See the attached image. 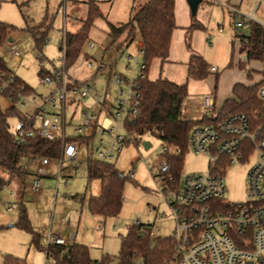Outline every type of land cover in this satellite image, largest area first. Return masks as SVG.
I'll return each instance as SVG.
<instances>
[{"label":"rangeland","instance_id":"374dc122","mask_svg":"<svg viewBox=\"0 0 264 264\" xmlns=\"http://www.w3.org/2000/svg\"><path fill=\"white\" fill-rule=\"evenodd\" d=\"M87 1L89 0H0V22L15 28L10 32L7 42L0 47V58L13 73L34 90V95L29 96L28 100L38 95L47 94L52 88V86L41 84V77L38 73L42 69L46 73L51 72L54 68L60 69L59 59L62 53L58 50V41L62 32L74 33L79 28L81 21L85 18L84 3ZM95 1L100 4L107 21L117 25L126 23L132 8L141 7L147 0ZM227 1L215 0L214 4L204 1L205 4L199 5L195 15V19L206 27L205 33L208 40H204V59L210 67L215 69L206 80L204 79L203 83L212 90L214 83H217L216 97L219 103L221 99L232 97V87L235 84L258 86L264 81V64L247 61L245 54L239 53L240 42L235 37L239 29L234 28V23L240 21L241 16L233 17L232 13L228 11L229 7H232L245 16L254 11L255 23L264 26V0H230V3H226ZM184 2L182 4L181 0H175L178 14L177 23L186 16L187 10L185 9L183 12L181 8V5L185 6ZM46 18L52 20V29L48 33L45 45L39 52L29 31L40 25ZM106 32L105 21L96 20L84 47L83 55L79 57L74 67L67 71L71 79L92 80L96 86L95 90L100 94L108 85L110 69L113 72L123 73L124 60L121 56L118 57L117 47L120 46L123 53L138 55L136 48L139 43L138 39L125 48L123 37L111 44ZM88 43H92L94 46L88 48ZM10 48L23 54L21 60L17 61L8 53ZM87 62L92 63V69L87 68ZM101 66L104 68L103 70L99 69ZM163 71L167 74L165 66ZM165 73H162L161 78L166 75ZM93 74L95 77L92 78ZM158 74L159 63L155 62V65L151 64L147 77L150 80H155ZM176 81L175 83L178 84L190 83L185 74L181 75L180 72L177 74ZM194 91L196 89H192L189 84L190 100L188 104L190 107L197 105L200 99V96ZM209 94L213 95L211 92ZM88 102L89 98L84 101L76 99L74 104H67L66 123H68L72 111H75L76 115L71 125L65 127L66 134H72L74 127L81 123L78 112L83 108L84 103ZM0 105L2 109H6L11 104L8 99L1 97ZM32 110L33 106L29 102H26L23 107L21 103L17 104L14 115L8 120L10 128L12 129L19 121L21 115L30 114ZM57 111L55 109L53 112ZM103 125L109 127L112 123L103 121ZM143 142H148L147 148L144 147ZM143 142L138 145L132 142L123 143L119 152H115L113 159L108 161L113 163L116 169L126 177L123 204L120 213L115 218L97 219L88 211L89 198L99 192V182L87 180L85 161L88 152L83 147L78 158L83 163L76 172H73L67 161L63 160L62 174L67 177V183L63 177L58 184L56 183L60 161L50 158L41 193L30 194L23 189L22 194L14 184H7L2 188L0 190V222L2 220L4 221L2 223L17 221L18 210L5 212V205L16 199H22L31 228L40 235L42 248L46 247L48 234H61L69 239L75 236V242L88 246L92 260L101 261L108 257L112 260L111 264L117 260L121 236L125 235L127 228L135 223L150 225L153 240L171 237L175 228V220L166 200L172 198V195L170 189L162 190V181L157 170V166L164 159L163 145L152 136H145ZM254 161L255 158L252 156L247 161L230 165L224 171L226 193L223 200L236 204L247 201L246 173ZM38 163L39 159L31 155L23 156L20 160L21 165L25 164L28 167L29 175L36 172ZM208 164L209 158L206 155L196 153L189 148L184 157L180 178L205 174L208 172ZM130 171H133V179L127 178ZM10 190L14 191V197L9 195ZM20 194H22V198L19 197ZM75 196L76 198H74ZM162 216L164 217L162 218ZM98 221L103 223V228L99 231L96 230ZM26 237L29 242V235L26 234ZM22 255L26 258L27 264L45 263V252L33 246L23 248Z\"/></svg>","mask_w":264,"mask_h":264},{"label":"built area","instance_id":"2783aa9c","mask_svg":"<svg viewBox=\"0 0 264 264\" xmlns=\"http://www.w3.org/2000/svg\"><path fill=\"white\" fill-rule=\"evenodd\" d=\"M233 17L240 15L241 19L234 23L239 29L236 38L245 48L246 36L254 21L253 13L243 15L237 9L229 7ZM221 31V30H220ZM94 45L88 43L87 47ZM17 61L23 54L10 48L8 52ZM138 55L122 53L124 60L123 73L110 69L108 85L103 93L95 90L92 80L77 81L71 79L64 69L63 54L59 61L60 69L41 76V84L52 86L47 94L31 99L23 97L21 106L29 102L33 106L30 114L21 115L19 121L12 127L14 144L20 153H29L39 159L36 172L28 178L21 177L24 188L30 194L40 193L44 188L47 165L50 158L59 159L56 183L66 176L62 174V163L66 160L69 168L76 172L82 166L78 160L82 148L91 152L99 162L113 159L119 152L125 139V122L136 112L140 100V84L145 65L141 56L143 47L137 49ZM87 68L92 69V63L87 62ZM103 70L101 66L99 68ZM215 71L214 68L210 69ZM88 103L78 112L81 123L74 127L72 134H66L65 127L71 125L76 112L72 111L66 123L65 109L67 104L75 103L76 99ZM257 98L264 103V81L257 89ZM55 109L58 111L53 112ZM208 121L194 125L189 133V148L209 158L208 172L186 176L181 180L179 189L171 186L172 198L166 200L174 220L175 228L172 238L175 251L172 264H264V133L262 126L252 129L245 116L231 114L223 117L221 106L212 96H206L200 105L198 121ZM103 121H110L106 127ZM121 131V132H119ZM39 138L45 141H55L50 149H44L35 144L32 149H25L28 140ZM84 138L91 140L89 145L67 139ZM166 152L167 149L163 148ZM42 152L43 155H39ZM254 157V163L246 173L247 201L236 204L223 200L226 193L224 171L236 162L247 161ZM87 159V158H86ZM161 177L169 170L165 160L157 166ZM133 179V171L127 174ZM1 180L10 184L7 173L1 175ZM5 187V186H4ZM3 187V188H4ZM1 190V189H0ZM14 191L9 195L14 197ZM20 200L16 199L5 205V212L18 210ZM164 216H162L163 218ZM103 228L98 222L96 230ZM64 235L48 234L46 247L50 244L66 247L70 240ZM44 264H55L51 256L45 255Z\"/></svg>","mask_w":264,"mask_h":264},{"label":"trees","instance_id":"16d2710c","mask_svg":"<svg viewBox=\"0 0 264 264\" xmlns=\"http://www.w3.org/2000/svg\"><path fill=\"white\" fill-rule=\"evenodd\" d=\"M85 18L74 32H62L58 41V50L64 57V69H72L77 60L84 53V47L89 39L91 29L96 20L102 19L106 23L107 36L111 44L123 37V43L130 45L135 39L142 43L143 54L141 61L145 65L140 84V100L136 112L125 122V139L123 143L141 144L145 136L158 139L163 148V157L169 167L162 175V190L167 191L172 185L179 189L180 171L184 157L189 149V133L194 125L208 123V121H193L182 118L183 103L188 96L187 83L177 84L165 78L150 80L147 77L153 60L165 62L169 55L172 33L176 29L174 7L175 0H147L141 7H133L126 23L111 24L103 14L100 4L95 0L84 3ZM15 28L0 22V47L8 40L9 34ZM52 29V20L48 18L29 33L33 38L36 49L41 52ZM204 26L192 17L191 24L186 30V46L189 45L190 35L195 30H203ZM247 38L246 60L264 64V26L252 23ZM118 57L122 56L121 47H117ZM86 55V54H85ZM231 63L229 64V66ZM211 67L200 56L194 55L188 62L187 78L193 80L206 79ZM40 70L38 75L45 74ZM49 73V72H47ZM261 84V83H260ZM259 84V85H260ZM259 85L246 86L235 84L232 87V97L224 100L221 106L223 117L231 114H242L246 117L252 129L263 127L264 133V103L257 98ZM34 95V90L19 76L13 73L0 58V98L9 100L10 106L2 109L0 105V189L6 184L1 175L7 173L10 183L16 185L23 194L24 185L21 177L27 175L26 165H21V157L29 153H20L15 144L8 120L14 115V109L23 97ZM127 139V140H126ZM89 145L91 140L84 138L67 139ZM122 143V144H123ZM35 144L44 149L56 145L55 141H45L39 138L28 140L25 149H32ZM171 149V151H170ZM39 155H43L42 152ZM87 180L99 182V192L91 196L88 201L89 213L98 218H115L120 213L123 204V190L126 177H120V172L113 163L99 162L88 152L86 159ZM19 195L20 198L21 195ZM76 198V196L74 197ZM22 200V199H21ZM22 202V201H21ZM14 227L30 236V245L51 256L55 264H111L108 257L101 261L92 260L87 245L77 243L73 239L66 247L50 244L47 248L40 246V235L30 225L26 210L21 204ZM175 251L172 237L152 238L150 225L135 223L127 228L121 236L120 250L114 264H172L171 258ZM2 264H27L24 258L6 255Z\"/></svg>","mask_w":264,"mask_h":264},{"label":"crops","instance_id":"0c3cea01","mask_svg":"<svg viewBox=\"0 0 264 264\" xmlns=\"http://www.w3.org/2000/svg\"><path fill=\"white\" fill-rule=\"evenodd\" d=\"M204 1H205V3H209V4L215 3V0H202L201 4L204 5L205 4ZM183 2L185 3V6L181 5L182 11L185 12V9H186L187 12H186V16L184 18L182 17L180 19L179 23H177L178 22V19H177L178 14L176 12L177 10H176V3H175L174 16H175L176 29L172 33L171 45H170V50H169V55H168L167 60L163 63H161L159 60H153L151 63V64L154 63V65H155V62L159 63V74H158L157 78H155V80L158 78H161V75L163 72L165 73V71H163L164 66L166 67L167 74L165 73L166 75L163 78L168 79V80L175 83V82H177L176 81L177 80V74H179V72L181 73V75L185 74V77L187 78L188 62H189L190 58L194 55H197V56H200L201 58L204 59V55H203L204 54L203 53L204 40H208L207 34L205 33L206 27L204 24H202V22H200L204 26V29L193 31L190 35L189 45L186 46V43H185V39L187 37L186 30L189 27V25L191 24L192 16L190 15V12L188 10L189 8H188V5L186 3V0H181L182 4H183ZM226 3H230V0H228ZM201 7H203V6H201ZM198 9H199V6H198ZM198 9H197V12H198ZM228 11H229V9H228ZM182 15H183V13H182ZM201 21H203V20H201ZM138 41H139V43L137 44V47H136L137 49L140 45H142V43L139 39H138ZM128 46L125 48H128ZM243 47H244V45L242 43H240V45H239V53L240 54L242 52L244 54H246V48L243 49ZM122 52H123V50H122ZM150 67H151V65H150ZM150 67H149V71H150ZM211 68H213V67H211ZM149 71H148V74H149ZM93 77H95V74L92 75V78ZM187 80L190 81V83H189L190 87L194 90L196 89V91H194V93L195 94L197 93L200 96V99L198 100L197 105L190 107V105L188 104V101L190 100L189 84H187L188 96L183 103V109H182V118L185 120H193V121L199 120V118H200V105L202 103V100L206 96H212L214 98L215 102L219 105H221L224 100L228 99V98L221 99L222 101L219 100L220 103L217 101V97H216L217 83L216 82L214 83L213 90H212L210 87L205 86V83H203V82H205L204 80L199 81V80H193V79H188V78H187ZM197 85H198V87H197ZM246 86H250V85H246ZM209 92H211L213 95H210ZM52 158H55V157H52ZM26 168H27V172H28V167L26 166ZM33 174L29 175V173H28L26 176H28V178H29ZM10 184H13V183H10ZM18 200H20L19 206L21 204L23 205V201L21 199H18ZM96 218L99 219L98 217H96ZM2 222H4V221L2 220L0 222V264L3 263L4 257L6 255H12V256H15L18 258H24L26 260V258L23 257V255H22V250L26 246H28L29 248L32 247L30 245V236H29V242H28V238L26 237L27 233H25V232L21 231L20 229L14 227L13 222H10V221H6L5 223H2ZM98 222H100V221H98ZM9 223L12 225V227H8L10 225Z\"/></svg>","mask_w":264,"mask_h":264},{"label":"water","instance_id":"95a60500","mask_svg":"<svg viewBox=\"0 0 264 264\" xmlns=\"http://www.w3.org/2000/svg\"><path fill=\"white\" fill-rule=\"evenodd\" d=\"M202 0H186V3L189 7V10H190V15L192 17H194L196 15V12H197V9H198V6L201 4ZM143 145L145 148L148 147V142H143ZM120 177H123V174L120 173L119 174ZM20 209V206L18 207V210ZM8 227H12V225L10 224Z\"/></svg>","mask_w":264,"mask_h":264}]
</instances>
